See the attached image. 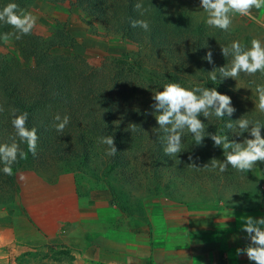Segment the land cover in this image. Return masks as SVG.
<instances>
[{
    "label": "trees",
    "instance_id": "1",
    "mask_svg": "<svg viewBox=\"0 0 264 264\" xmlns=\"http://www.w3.org/2000/svg\"><path fill=\"white\" fill-rule=\"evenodd\" d=\"M37 1L48 2L56 8L65 5L67 15L75 8L81 23L90 33L97 34L95 25H98L106 35L135 45L139 62L129 66L117 60L101 74L98 68L94 69L84 60L55 54L56 50L75 44L65 22L60 20L51 22L52 29L46 37L33 31L19 40L12 36L9 40L13 45L11 52H6L5 42L0 39V107L4 109L0 112V144L11 143L10 138L15 135L11 109L27 112V127H35L39 137L36 156L28 151L26 143L20 144L27 158H18L12 165L11 176L3 173V164L0 163V200L7 192L4 181L8 186H14L16 173L29 164L43 167L70 160L84 164L90 161L92 151L98 154L99 162L103 160L113 168L106 170L107 173L115 172L116 167L124 165L128 155L136 161L144 156V166H154L152 168L157 171V160H165L168 156L163 151L165 144L162 137L165 134L159 129L153 114L155 101L152 96L154 92L162 91L166 83H180L189 89L214 87L231 97V79H221L217 72V80L212 81L209 75L214 68L230 65L231 57L223 56L222 46L214 44L213 37L208 32L204 33L200 25L194 28L196 26L182 24L179 20L165 21L157 12L154 0H0V10L8 3H16L29 12ZM138 2L149 9L144 15L135 9ZM131 20L148 21L150 30L131 27ZM14 32L10 25L0 22V37ZM209 50L212 52L211 64L204 59ZM189 76L197 80L192 82ZM57 113L61 117L65 114L70 117L63 133L53 127ZM233 115L208 119L201 115L199 118L205 123L208 133L225 134L230 141L236 142L251 138L245 132L240 141L236 129L225 127L229 120L235 124ZM108 135L114 137L115 156L107 155V146L99 141L100 137ZM261 135L264 136V128ZM93 136L98 139L92 141ZM183 139L194 140L187 131ZM141 140L145 143L136 150L130 151L126 146ZM203 142L219 148L208 136ZM110 188L115 197L116 188L111 183Z\"/></svg>",
    "mask_w": 264,
    "mask_h": 264
},
{
    "label": "rangeland",
    "instance_id": "2",
    "mask_svg": "<svg viewBox=\"0 0 264 264\" xmlns=\"http://www.w3.org/2000/svg\"><path fill=\"white\" fill-rule=\"evenodd\" d=\"M154 6L158 7L157 12L165 21L179 20L182 24L196 26L194 28L200 25L204 28V33L208 32L213 37L216 45L228 46L232 41H240L250 47L253 38H258L264 43V9H252V16L255 19L237 14L231 30L224 32L206 24L207 14L201 8L200 0H154ZM64 8L67 7L64 5L56 8L48 2L37 1L29 11L37 18L32 31L42 37L50 34L53 20L65 22L66 30L75 44L56 50L55 54L84 60L94 69L98 68L99 73L105 72L117 60L128 63L129 66L136 61L139 62L138 49L135 45L106 35L104 29L98 25H95L98 33H90L81 23L79 12L75 8L71 9L68 15ZM5 45L6 52L13 50L11 41ZM19 61L24 65L21 59ZM188 78L192 82L194 79L197 80L194 76ZM230 79L232 106L236 109L233 116L236 120L241 117L253 121L260 119L264 124V113H260L255 106L258 103L255 89L257 85H264V74L257 72L254 76H248L241 73L236 80ZM234 129L236 133L239 131L238 128ZM243 137V134L237 135L240 141ZM91 139L94 141L98 138L93 136ZM144 143L141 140L137 143L130 142L126 146L132 151ZM182 145L183 151L177 156L157 160V171L152 168L154 166L149 167L150 169L144 166L146 162L144 156L139 157L140 161H136L128 155L124 165L116 167L115 172L107 173L106 170L113 168L103 160L99 162L95 151L90 153V161L83 162L84 164L78 160L43 167L29 164L18 171L14 186L10 187L4 181L7 192L0 200V264H90L83 257L75 256V253L84 252L87 242L84 236L80 235L79 243H75L77 237L72 236V215L68 210L65 211L67 206L59 204L51 206L45 212L46 215L27 211L21 188L23 178L27 176L36 177L46 185H55L61 178L67 177L70 178V181L66 182L69 184L68 187L72 186L73 178L78 206L82 213L89 214L90 205L104 203L108 209H92L96 219L102 221L111 219L114 226L125 220L130 231L134 217L140 221L134 230L139 226L142 245L146 238L151 243L153 238L160 237V232H163L161 227L164 225V214L171 206L187 205L194 211L207 207L208 209L204 210L213 212L217 203L222 201L227 204L226 200H230L231 197L233 202H236V207L241 210L236 217L238 222L242 221L244 213H251L249 209H244L245 204L253 205L252 217H264V163H258L250 172L240 173L229 166L221 173L218 168L212 169L210 162L212 159L224 161L222 148H213L204 142L196 145L194 140L186 139L182 140ZM191 164L200 168H194ZM205 165L209 167H204ZM110 183L116 188L115 197L111 194ZM66 188L62 190L72 195V187L70 190ZM112 206H116L117 209H112ZM54 212L57 213V218L53 217ZM76 221L82 227L86 223L83 217ZM101 235L113 239L120 238L115 230H112V233L99 232L98 236ZM126 239L127 234L125 241ZM208 244L213 245L212 240H209ZM139 253L142 259L147 257L144 249ZM144 264H153L151 258Z\"/></svg>",
    "mask_w": 264,
    "mask_h": 264
},
{
    "label": "clouds",
    "instance_id": "3",
    "mask_svg": "<svg viewBox=\"0 0 264 264\" xmlns=\"http://www.w3.org/2000/svg\"><path fill=\"white\" fill-rule=\"evenodd\" d=\"M200 6L207 14L206 24L209 27L229 32L232 28L233 19L238 14L255 19L252 16V9H264V0H200ZM135 9L144 15L149 11L143 3H136ZM36 17L21 9L16 3H8L0 10V22L10 25L15 29L14 33H5L0 39L7 43L12 36L17 40L25 35L31 34ZM131 27H139L145 31L150 30L146 20H131ZM221 52L225 58L231 57L228 66L219 67L209 72L210 79L216 81L219 74L221 79H237L241 73L254 76L257 72L264 74V43L258 38L251 39L250 47L245 46L240 41H232L228 46H222ZM208 63H212V52L209 50L204 57ZM258 103L255 105L260 113H264V85L256 86ZM152 99L153 114L159 129L165 134L162 140L165 144L164 153L167 156H177L183 151V135L185 131L190 133L196 145H201L205 136L210 137L214 146L223 149L224 161L212 159L210 167L225 172L229 166L240 173L250 172L258 163H264V136L261 129L264 128L259 120H249L241 117L232 120L225 125L229 130L238 128L237 135L248 132L251 138H245L243 142L230 141L227 135L208 133L205 123L199 118L201 115L209 117L224 118L231 117L236 109L232 106L231 97L222 94L216 88L197 86L192 89L182 86L180 83H166L162 91L154 92ZM4 111L0 107V112ZM11 124L15 130V135L11 137V143L0 144V163L3 164V173L11 176L13 174L12 165L19 159H26L20 144L26 143L28 151L36 156L37 129L27 127L28 113L19 112L18 109H11ZM53 127L59 133H63L70 123V117L65 114L63 117L57 113L54 117ZM18 138V141H17ZM100 143L107 146L106 154L115 156L114 137L112 135L99 138ZM189 159H192L189 157ZM192 167L199 169L195 164ZM204 167H209L205 165ZM241 230L247 234L249 243L244 248H237V255H246L249 261L254 264H264V217L254 218L252 216L241 217Z\"/></svg>",
    "mask_w": 264,
    "mask_h": 264
},
{
    "label": "crops",
    "instance_id": "4",
    "mask_svg": "<svg viewBox=\"0 0 264 264\" xmlns=\"http://www.w3.org/2000/svg\"><path fill=\"white\" fill-rule=\"evenodd\" d=\"M69 181L70 178L64 177L55 185H46L36 177H24L21 185L22 199L28 212L40 215H46L45 212L51 206H67L65 211L68 210L72 215V236L77 237L75 243H79L80 235L87 242L84 252L75 253V256L83 257L90 264H144L149 258L153 264H254L246 255L238 256L236 253L237 248L246 247L249 241L247 234L241 230L243 221L238 222L236 218L241 210L231 197L226 200L227 204L222 201L217 203L213 212L204 210L207 207L194 211L187 205L171 206L164 214L160 237L153 238L151 243L146 238L142 245L139 226L134 230L135 225L140 224L139 220L132 217L131 231L125 220L117 226H114L111 219L97 220L92 209H108L104 203L90 205V213H82L78 206L74 179L72 178V195L62 190L66 187L71 189L66 183ZM112 209L117 208L112 206ZM244 209L251 212L244 213V217L252 216V204H245ZM53 217L57 218L56 212ZM81 217L86 219L84 227L76 221ZM112 230L120 238L98 236L99 232L112 233ZM206 240H212L213 245H209ZM98 245L100 247H96ZM143 249L147 255L144 259L139 253Z\"/></svg>",
    "mask_w": 264,
    "mask_h": 264
}]
</instances>
